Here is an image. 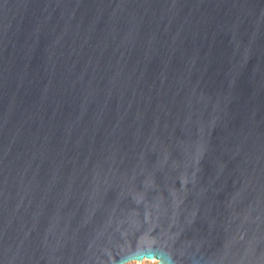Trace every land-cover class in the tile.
<instances>
[{
  "label": "water",
  "instance_id": "1",
  "mask_svg": "<svg viewBox=\"0 0 264 264\" xmlns=\"http://www.w3.org/2000/svg\"><path fill=\"white\" fill-rule=\"evenodd\" d=\"M264 264V0H0V264Z\"/></svg>",
  "mask_w": 264,
  "mask_h": 264
},
{
  "label": "rangeland",
  "instance_id": "2",
  "mask_svg": "<svg viewBox=\"0 0 264 264\" xmlns=\"http://www.w3.org/2000/svg\"><path fill=\"white\" fill-rule=\"evenodd\" d=\"M158 260L155 259V261L150 260V259H144L141 262L137 261H131L128 262L127 264H156Z\"/></svg>",
  "mask_w": 264,
  "mask_h": 264
},
{
  "label": "bare ground",
  "instance_id": "3",
  "mask_svg": "<svg viewBox=\"0 0 264 264\" xmlns=\"http://www.w3.org/2000/svg\"><path fill=\"white\" fill-rule=\"evenodd\" d=\"M151 260V259H150ZM157 260V259H156ZM153 261H155V259H153ZM138 262V261H137Z\"/></svg>",
  "mask_w": 264,
  "mask_h": 264
}]
</instances>
